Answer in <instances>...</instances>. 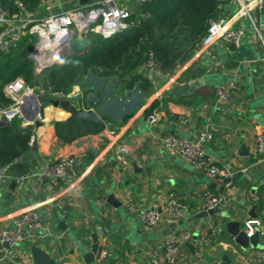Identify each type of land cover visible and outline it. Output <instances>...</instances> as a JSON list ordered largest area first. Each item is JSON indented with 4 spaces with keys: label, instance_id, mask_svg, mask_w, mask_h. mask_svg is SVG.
I'll return each mask as SVG.
<instances>
[{
    "label": "crops",
    "instance_id": "1",
    "mask_svg": "<svg viewBox=\"0 0 264 264\" xmlns=\"http://www.w3.org/2000/svg\"><path fill=\"white\" fill-rule=\"evenodd\" d=\"M86 5L83 0H41L29 16L45 17ZM125 5L131 11L140 6L136 0H126ZM229 6L226 16L221 17L222 12L219 18L233 15L235 6ZM251 16L255 20L264 19V3L262 12L253 11ZM230 24L233 29L248 28L249 20L239 18ZM196 51H190L188 61L168 77L150 78L140 67L123 79L93 81L89 77L88 83L82 81L67 96L52 95L51 101H68L75 110H85L87 100L82 99V90H92L87 105L96 104L91 108L98 118L108 120L115 135L120 134L115 138L104 127L105 136L101 131L64 144L55 136L53 124L70 121V112L52 106L51 101L42 107L39 103L40 125L30 124L37 162L34 170L46 162L73 157L77 180L47 181L42 191L34 194L31 182L19 187L12 178L5 183L0 178V225L11 214L39 206L43 225L53 233L52 237L39 238V234L25 241L14 252L15 263L26 260L32 264L30 249L37 247L57 264H85L76 244L82 243L85 251H89L90 235L95 234L98 252H105L106 258L113 257L110 264H151L152 252L162 250L168 236L158 237L161 232L188 230L191 234L188 243H193L194 234L198 243L194 254L184 246L178 264H219L230 251L234 254L228 258L238 257L241 264H264V250L241 252L228 236L221 235L228 222L239 221L243 229L245 222L252 219L260 221L264 231V156L254 151L255 137L264 133V54L250 31L244 34L239 48L232 43L217 42L210 49L209 58L198 57ZM202 61L209 65L203 68L204 85L195 84L191 93L178 91L180 86L194 81L190 65ZM228 83H234L237 90L228 103L219 104L213 91ZM152 104L154 108L145 113ZM150 114L158 116L155 125L145 120ZM19 119L20 128L29 126L23 118ZM207 130L213 137L203 149L218 165L227 164L235 172L227 189L181 157L164 150L157 140L164 134L194 140ZM118 145L128 149L127 165H121L115 158L113 149ZM203 190L221 195L224 203L214 216L197 218L203 212L197 194ZM109 193L120 203L119 208L106 204ZM171 193L189 207V217L182 221V227L180 221L163 217L157 227L145 228L137 215L125 210L131 201L140 209L162 211L165 198ZM253 208L255 218L250 216ZM60 219L64 220L68 233L58 231ZM259 244L264 246V236H259Z\"/></svg>",
    "mask_w": 264,
    "mask_h": 264
},
{
    "label": "built area",
    "instance_id": "2",
    "mask_svg": "<svg viewBox=\"0 0 264 264\" xmlns=\"http://www.w3.org/2000/svg\"><path fill=\"white\" fill-rule=\"evenodd\" d=\"M125 1L91 0V3L83 8L63 10L39 18L30 17L25 6L20 2H17L18 14L14 15L9 14V11L0 4V55L10 53L26 35L34 36L35 42L28 57L33 62V74L38 75L42 65L52 62L61 51H67L68 42L72 38L83 36L90 38V35H95L98 38H109L126 30L128 28L127 19L131 10L126 7ZM136 1L142 5L151 0ZM263 3L264 0H230V5L235 6L233 15L229 18H219L209 22L207 35L195 55L209 58L211 56L210 49L217 42L232 43L235 48H239L241 39L248 31L253 34L264 54V19L255 20L251 16L253 11L262 12ZM239 18H248V28H231L230 23ZM63 35H65L63 42L55 44V41ZM142 68L143 72L150 78L171 76L163 72L152 51L145 55ZM171 80L174 81L175 79L172 78ZM236 90L237 87L234 83H228L216 87L213 96L217 103L226 104ZM3 94L11 103L6 107L0 106V122L7 121L11 124L15 119L21 118V110L28 107V99L33 96V92L22 79L16 78L3 87ZM90 99V95H87L86 100L89 101ZM85 110L94 111L89 105L85 106ZM145 120L148 124L155 125L158 116L150 114L145 117ZM100 122L103 129L105 127V131L109 132L110 137L115 138L120 135H115L108 120L101 119ZM100 134L105 136L104 131ZM212 137V132L207 130L194 140L175 134H164L157 137V140L164 150L181 157L202 172L204 176L227 189L232 185L235 172L227 164L218 165L203 149V145L210 142ZM113 151L117 162L121 165H127V147L118 145L114 147ZM254 151L256 155L264 156V133H259L255 137ZM0 178L4 180V183L12 178L19 187L31 182L32 193L38 194L47 181L71 180V182H75L77 180L75 159L73 157H61L54 162L44 163L37 170L17 176L4 168L0 170ZM197 200L202 211L218 210L224 203V197L210 190H203L198 193ZM125 210L130 214L137 215L139 222L149 229L157 227L163 217L175 221H186L189 217V207L173 193L166 196L162 211L140 209L131 201L127 202ZM243 229L248 238L252 237L256 231L259 232V236H264L262 224L256 219L245 222ZM39 234H41L39 238L53 236L52 230L43 225L39 206H31L9 215L6 223L0 225V263L17 264L14 260L15 250L25 241ZM190 239L191 234L188 230L168 235L163 241L162 250L152 252L150 263L178 264L180 253ZM105 258V252H97L95 261L101 264ZM22 264L31 263L25 260Z\"/></svg>",
    "mask_w": 264,
    "mask_h": 264
},
{
    "label": "trees",
    "instance_id": "3",
    "mask_svg": "<svg viewBox=\"0 0 264 264\" xmlns=\"http://www.w3.org/2000/svg\"><path fill=\"white\" fill-rule=\"evenodd\" d=\"M41 0H0L9 14H18L17 2L26 8L28 15L37 9ZM230 0H151L136 7L127 19L128 28L109 38H100L80 57L66 58L44 73L33 74V62L28 57L35 37L26 35L8 54L0 55V106H9L11 101L3 94V87L16 78L28 86L35 85L42 105L53 100V94L67 96L72 89L87 77L120 78L142 67L147 52L152 51L164 73L171 75L188 61V53L198 50L207 35L209 22L226 12ZM187 43H191L188 46ZM29 87V86H28ZM30 88V87H29ZM82 90V99L91 92ZM88 101L85 103V106ZM92 105V106H91ZM95 108L96 104L89 103ZM152 104L145 113H149ZM17 118L9 126L0 127V170L14 176L37 168L32 150L31 125L20 128ZM55 136L64 144L88 136L97 135L103 126L96 127L78 119L55 122ZM211 230L207 231L209 235Z\"/></svg>",
    "mask_w": 264,
    "mask_h": 264
},
{
    "label": "water",
    "instance_id": "4",
    "mask_svg": "<svg viewBox=\"0 0 264 264\" xmlns=\"http://www.w3.org/2000/svg\"><path fill=\"white\" fill-rule=\"evenodd\" d=\"M45 1V0H44ZM85 4L91 3V0H83ZM230 6H227L226 12H223L221 14V17L226 16L227 12L229 11ZM219 19V15L215 17V20ZM94 45V42L91 38L87 36H83L81 38L75 37L72 38L68 42L67 51L63 50L60 52L58 57L54 59L52 62L46 63L42 65V67L39 69V74L44 73L45 71L57 66L60 64L66 56L69 57H80L85 54L88 48ZM188 46H191V43H187ZM208 64L205 61H202L199 65L197 63H193L190 65V70L193 71V82L185 83L184 85L180 86L178 88V91L184 90V92L191 93V88H193L196 85H204L205 79L203 77L204 71L203 68H208ZM200 67L202 69H200ZM29 105L28 107H25L21 110V118H23L27 124L34 125V127H39L40 123L38 121V116L40 114V104L38 101L37 96L33 95L28 99ZM52 106L54 107H62L64 109H67L71 114V120L78 119L82 122H89L94 124L96 127L101 126L100 119L95 114L94 111L91 110H75L73 107H70V103L68 101H51ZM10 123L7 121L0 122L1 126H9ZM35 143L34 141L31 142L32 149L34 150ZM132 166L135 167V164ZM106 204L114 207L119 208L120 203L114 198V195L109 193L106 196ZM218 210L212 211H203L202 213L198 214L197 218L202 217H208V216H214L215 213ZM255 208H253L250 212V216L255 218L254 215ZM179 226L182 227V221H180ZM173 226L171 227V229ZM58 231L61 233H68L67 227L64 224V220L60 219L59 225L57 227ZM171 234V231L166 230L164 232H161L158 237H166L167 235ZM222 236H228L229 240L234 244L237 248L240 249L241 252H247L249 249L253 251H263L264 246L262 244H259V232L256 231L252 237L248 238L246 236L245 231L242 229L241 222L239 221H232L225 224V229L221 232ZM91 239V247L89 251H85V247L82 243H77L76 248L81 251L82 254V260L85 264H95V256L98 252V240L97 236L95 234L90 235ZM193 243H187L186 247L190 250L191 254H194L195 251V245L198 243L197 235L194 234L192 236ZM234 254V251H230L226 255L222 256L221 263L219 264H241V259L236 257L235 259H229V255ZM30 255L32 259V264H57L55 261H53L48 254H46L44 251L37 247H32L30 249ZM113 257L106 258L105 261L102 264H110Z\"/></svg>",
    "mask_w": 264,
    "mask_h": 264
},
{
    "label": "rangeland",
    "instance_id": "5",
    "mask_svg": "<svg viewBox=\"0 0 264 264\" xmlns=\"http://www.w3.org/2000/svg\"><path fill=\"white\" fill-rule=\"evenodd\" d=\"M90 38L95 42V43H98V42H101L102 41V39H100V38H98V37H96L95 35H90ZM32 71H33V69H32ZM19 78V77H18ZM22 77H20V79H21ZM91 78V77H90ZM23 79V78H22ZM88 79H89V77H87L86 79H85V83H88ZM93 81H95V79L92 77L91 78ZM91 80V81H92ZM28 86L30 87V89L32 90V92H33V95H35V96H37V95H39V94H41V92H42V90H40L38 87H36L35 85H29L28 84ZM38 98V97H37ZM90 98H92L91 96H90Z\"/></svg>",
    "mask_w": 264,
    "mask_h": 264
},
{
    "label": "bare ground",
    "instance_id": "6",
    "mask_svg": "<svg viewBox=\"0 0 264 264\" xmlns=\"http://www.w3.org/2000/svg\"><path fill=\"white\" fill-rule=\"evenodd\" d=\"M64 39H65V35L59 37V38L55 41V44H60V42H63Z\"/></svg>",
    "mask_w": 264,
    "mask_h": 264
}]
</instances>
